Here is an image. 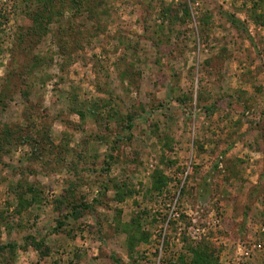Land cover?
<instances>
[{
	"label": "rangeland",
	"instance_id": "374dc122",
	"mask_svg": "<svg viewBox=\"0 0 264 264\" xmlns=\"http://www.w3.org/2000/svg\"><path fill=\"white\" fill-rule=\"evenodd\" d=\"M0 264H264V0H0Z\"/></svg>",
	"mask_w": 264,
	"mask_h": 264
},
{
	"label": "trees",
	"instance_id": "16d2710c",
	"mask_svg": "<svg viewBox=\"0 0 264 264\" xmlns=\"http://www.w3.org/2000/svg\"><path fill=\"white\" fill-rule=\"evenodd\" d=\"M186 13H187V11H186ZM34 17H35V19L37 20V22L39 21V23H41V21H42V20H45V19H46L47 23H49V22L51 21V18H50L48 15H47L46 17L42 18V17H43L42 13H39L37 16L34 15ZM232 23H233L235 26H237L238 23H239V21H238L236 18H233ZM21 198H22V197H21Z\"/></svg>",
	"mask_w": 264,
	"mask_h": 264
}]
</instances>
